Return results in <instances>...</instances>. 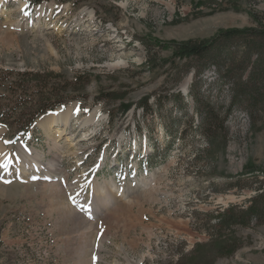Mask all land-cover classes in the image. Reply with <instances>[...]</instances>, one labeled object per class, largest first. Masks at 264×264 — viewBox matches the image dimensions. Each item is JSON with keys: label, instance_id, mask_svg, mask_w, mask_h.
Listing matches in <instances>:
<instances>
[{"label": "rangeland", "instance_id": "374dc122", "mask_svg": "<svg viewBox=\"0 0 264 264\" xmlns=\"http://www.w3.org/2000/svg\"><path fill=\"white\" fill-rule=\"evenodd\" d=\"M262 26L264 0H0V264H264V223L221 215L264 177V114L201 135L173 57Z\"/></svg>", "mask_w": 264, "mask_h": 264}, {"label": "trees", "instance_id": "16d2710c", "mask_svg": "<svg viewBox=\"0 0 264 264\" xmlns=\"http://www.w3.org/2000/svg\"><path fill=\"white\" fill-rule=\"evenodd\" d=\"M40 1L27 0L29 4ZM173 57L184 60L176 73V82L193 71L188 95L193 101V113L198 116L197 130L201 135L208 138L215 136L219 130H228L229 116L235 110H242L250 122H255L259 115L264 114V26L230 28L218 31L209 39L176 43ZM206 70L212 74L207 76ZM219 83L226 84L229 97L223 112L217 107L219 102L213 93ZM23 86L24 91L29 89L27 81ZM175 96L184 98L179 92ZM57 104L49 107L38 105L36 112L20 127L27 130L39 114L46 109H54ZM183 105L186 110L188 102L184 101ZM229 186L251 189L255 194L245 205L234 203L224 209L221 215L227 216L225 221L232 225L263 224L264 177L237 179Z\"/></svg>", "mask_w": 264, "mask_h": 264}, {"label": "bare ground", "instance_id": "6f19581e", "mask_svg": "<svg viewBox=\"0 0 264 264\" xmlns=\"http://www.w3.org/2000/svg\"><path fill=\"white\" fill-rule=\"evenodd\" d=\"M51 117H53V115H52ZM59 119H61L62 122L67 123L68 120H69V111L61 113L60 116H59ZM88 119H89V118H88ZM86 121H87V120H86ZM0 158H1V156H0ZM104 188H105V186H104V184H103L102 186H100V188H99V192H100L102 189H104ZM99 198H100L101 201H103V200L106 199V198L110 199L111 196L109 195V193H106V194H104L103 196H101V197H99ZM103 202H104V201H103ZM100 241L102 242V240H100Z\"/></svg>", "mask_w": 264, "mask_h": 264}, {"label": "snow or ice", "instance_id": "6c2138e0", "mask_svg": "<svg viewBox=\"0 0 264 264\" xmlns=\"http://www.w3.org/2000/svg\"><path fill=\"white\" fill-rule=\"evenodd\" d=\"M25 14H27V13H25ZM6 143H7V141H6ZM90 211V210H89ZM91 218V217H90Z\"/></svg>", "mask_w": 264, "mask_h": 264}]
</instances>
